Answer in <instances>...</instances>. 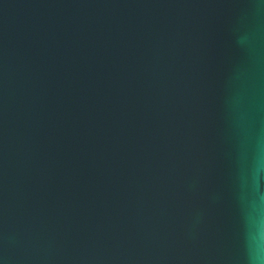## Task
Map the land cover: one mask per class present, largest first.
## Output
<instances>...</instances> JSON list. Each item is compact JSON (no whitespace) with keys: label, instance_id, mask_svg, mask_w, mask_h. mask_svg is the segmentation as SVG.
I'll return each mask as SVG.
<instances>
[{"label":"water","instance_id":"obj_1","mask_svg":"<svg viewBox=\"0 0 264 264\" xmlns=\"http://www.w3.org/2000/svg\"><path fill=\"white\" fill-rule=\"evenodd\" d=\"M264 207V0H0V264H249Z\"/></svg>","mask_w":264,"mask_h":264},{"label":"clouds","instance_id":"obj_2","mask_svg":"<svg viewBox=\"0 0 264 264\" xmlns=\"http://www.w3.org/2000/svg\"><path fill=\"white\" fill-rule=\"evenodd\" d=\"M249 264H264V207L255 209V230L250 240Z\"/></svg>","mask_w":264,"mask_h":264}]
</instances>
